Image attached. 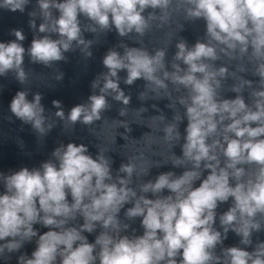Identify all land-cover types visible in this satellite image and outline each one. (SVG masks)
<instances>
[{
	"label": "clouds",
	"instance_id": "1",
	"mask_svg": "<svg viewBox=\"0 0 264 264\" xmlns=\"http://www.w3.org/2000/svg\"><path fill=\"white\" fill-rule=\"evenodd\" d=\"M29 3L0 0V9L23 13ZM174 11L191 21L203 20L205 40L189 46L181 38L171 70L164 49L150 53L121 43L123 53L112 48L104 55L107 71L92 82L93 94L86 103L67 114L61 101L52 104L59 121L92 125L109 109L108 96L125 106L119 111L125 114L131 96L120 87L121 71L127 73L124 84L142 79L152 93L167 91L169 83L182 87L187 94L178 103L184 114L174 115L176 122L163 132L166 140L183 139L182 155L173 152L171 164L184 171L162 172L133 186V177L148 176L150 169L138 174L136 164L122 163L114 175L111 158L100 149L93 158L84 144L62 143L38 168L0 173V260H10L35 240L31 255L20 254L17 264H264V241L246 250L253 233L264 231V220L258 218L264 217V0H37L28 13L29 27L36 33L30 47L23 46L26 37L19 29L12 30L14 40L0 42V76L12 73L25 85L26 55L30 63L45 67L67 61L65 53L76 48L91 57L92 41L85 39V32L114 28L121 38L133 33L143 37L152 21L162 27ZM81 16L91 23L82 25ZM221 56L247 57L258 77H241L231 85L234 99L220 95L229 76L227 66L214 65ZM238 70L247 69L240 65ZM62 78L63 73L56 76L57 81ZM244 88L252 89L251 103L245 101ZM29 92H16L10 112L44 137L56 121L46 115L42 94L33 93L29 100ZM144 97L141 92L138 98ZM185 118L182 137L179 123ZM230 198L231 206L218 214ZM217 217L222 230L215 226ZM136 219L143 229L139 235L130 223ZM37 224L49 230L40 234ZM229 231L245 247H224ZM84 233H96L94 241Z\"/></svg>",
	"mask_w": 264,
	"mask_h": 264
}]
</instances>
